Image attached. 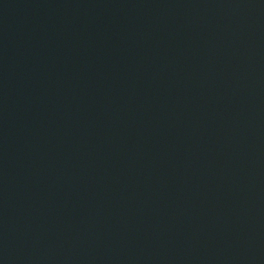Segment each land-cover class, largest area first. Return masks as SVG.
<instances>
[{"label": "water", "instance_id": "1", "mask_svg": "<svg viewBox=\"0 0 264 264\" xmlns=\"http://www.w3.org/2000/svg\"><path fill=\"white\" fill-rule=\"evenodd\" d=\"M0 264H264V0H0Z\"/></svg>", "mask_w": 264, "mask_h": 264}]
</instances>
